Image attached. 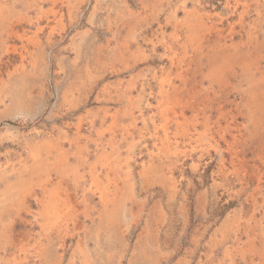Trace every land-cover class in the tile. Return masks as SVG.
I'll list each match as a JSON object with an SVG mask.
<instances>
[{"label": "rangeland", "instance_id": "rangeland-1", "mask_svg": "<svg viewBox=\"0 0 264 264\" xmlns=\"http://www.w3.org/2000/svg\"><path fill=\"white\" fill-rule=\"evenodd\" d=\"M0 264H264V0H0Z\"/></svg>", "mask_w": 264, "mask_h": 264}]
</instances>
